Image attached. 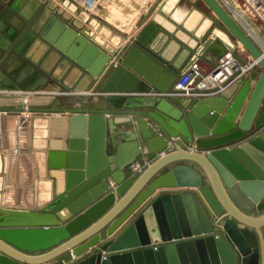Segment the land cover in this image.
<instances>
[{
    "label": "water",
    "instance_id": "water-1",
    "mask_svg": "<svg viewBox=\"0 0 264 264\" xmlns=\"http://www.w3.org/2000/svg\"><path fill=\"white\" fill-rule=\"evenodd\" d=\"M160 1L147 13L149 22L139 43L145 45L146 32L162 29L191 48V32L172 20L162 10L165 0ZM202 1L257 63L249 74L218 96L194 99L159 94L167 92L177 77L173 76L170 85H163L162 81L161 86L155 84L148 73L133 69L132 50L101 88L97 96L100 109H54L49 106L56 96L35 95L31 91L0 92V113L69 116L68 185L47 212L58 214L69 208L73 215L84 213L109 198L98 216L90 219V226L78 234L66 235V243L56 251L72 248L76 256L83 255L73 264H259L258 235L233 208L248 214L264 211V52L217 0ZM12 3L0 0V23L5 20L16 28L15 36L0 55V74L6 73L1 75L8 83L13 84L12 79L26 89L16 78L19 71L11 73L5 69L13 55L24 56L25 62L34 64L25 52L35 36L88 72L92 82L100 78L114 52L105 54L85 31H76L56 17L51 20L50 6L34 25L28 19L15 25ZM0 33L8 37L1 28ZM194 35L198 49L202 36ZM217 42L223 44L222 40ZM207 47L208 43L202 51ZM223 47L224 53H217L218 59L227 51L234 52L236 46ZM149 50L159 55L154 49ZM194 62L196 59H191L184 72ZM132 92L144 94L133 96ZM225 135H231L227 142H216ZM196 139L215 142L208 144L210 152L205 155L189 152L186 145ZM175 149L180 155L170 156ZM140 159L152 164L143 174H133L129 167ZM181 162L200 165L210 186H203L202 176L192 179L194 170L184 165L153 180L161 170ZM120 173L125 174L124 188L114 194L110 181L115 179L119 184ZM163 188L174 191L165 192ZM185 188L198 192L180 190ZM225 194L232 204L225 200ZM262 222L255 230L264 228V219ZM5 223L2 226L8 225ZM80 243L82 248L76 250L74 247ZM11 246L12 242L0 233V264L38 261Z\"/></svg>",
    "mask_w": 264,
    "mask_h": 264
},
{
    "label": "crops",
    "instance_id": "crops-1",
    "mask_svg": "<svg viewBox=\"0 0 264 264\" xmlns=\"http://www.w3.org/2000/svg\"><path fill=\"white\" fill-rule=\"evenodd\" d=\"M2 1L6 4L13 2L14 20L19 19V21H22L23 19H28L31 21L30 24L33 25L48 8V6L44 8L47 0ZM94 1L95 7L93 9L88 8L86 3H82L83 7L78 9L73 3L69 6L68 0H54L49 5L52 8V14L48 17H51V20L59 18L76 31H85L88 36H91V41L98 44L105 54L115 53L111 56V60L97 81L92 82L93 77L88 72L83 71L63 54L54 50L52 46L43 43L39 36L32 38L30 48L25 52V55L32 59L33 65L25 62L24 56L13 55L9 60L7 71L11 73L19 71V75H28L23 84L31 87L29 85L30 81L33 80L35 84L39 83L37 87H34L37 90L39 89V91H31L32 94L56 96L49 108H53L52 105L54 103L57 104L59 102L58 99L62 97L61 100L65 102L60 105L59 109H100L97 96L101 94V88L107 82L110 74L121 64L124 56L131 50L134 51L130 57L133 69L145 75L148 73V76L159 86L163 82L166 85H170L174 79L173 76L178 79L187 69L191 59H196L204 73L211 72L218 62L217 53H224L223 44L236 46L234 52L227 51V53L237 54L247 61L252 59L246 51L239 47L236 40L229 36L227 30L220 23L214 22V16L208 8L200 9L202 10L201 12L192 11L186 3H181L180 0H165L162 10L166 14H170L171 19L178 25H184L186 31L192 33V35L189 33V37L192 39V47L189 48L162 29L146 32L143 37L145 45L139 43L142 32L149 22V16H146L141 23L135 24V22L142 15L145 17L146 10L147 13L152 11V9L149 11L151 6L159 3L160 0H141L142 3L136 1V4L145 6V9L134 15H123V6L120 5L119 0L110 2V5H108L109 3L105 4V0ZM191 1L196 2L197 0ZM130 9V12H132V5ZM241 14L243 23L238 22V24L242 29L248 33L244 25L246 24L255 33L262 36L261 26L253 23V21L246 20V18H249L247 14ZM79 15L87 19L81 25L77 23ZM206 17L209 19L205 20ZM96 18H99L103 23ZM237 18H239V14ZM253 24L257 25L259 30ZM114 26L120 29L116 31L112 28ZM15 30L14 26H9L8 24L3 27V31L6 32L9 38L15 36ZM195 33L198 36H202L198 49L195 48L198 43L194 37ZM8 37L0 33V55L10 43ZM252 39L262 50V46L256 39L254 37ZM209 40L211 41L209 42ZM217 40H222L223 44H219ZM205 42L206 44L208 43V47L203 52L202 49L206 45ZM148 47L152 51L154 49L159 55L152 53ZM40 48L41 52H39ZM93 63L89 65V68L93 66ZM26 72L27 74H24ZM35 75H40L43 79L37 82ZM44 83L45 85H43ZM174 84L170 86L167 92L159 94L169 96L173 92ZM9 87V83L0 74V88L7 90ZM141 87L143 89V85ZM141 89L139 90L142 91ZM4 93L29 94V92L23 91H4ZM141 94L144 93H131L133 96ZM58 107L56 105L54 109ZM230 136L219 137L216 142H227ZM196 140L192 144L186 145L187 150L204 155L210 152V148L207 147L208 144L215 142L210 141L211 139ZM170 146L169 144V148ZM68 147V115L28 112L0 113V225L6 224V221L8 223L7 226H0V233L8 241L12 242L13 247H11L13 249L26 257L38 259L34 264H73L80 260L83 255L76 256L72 248L62 252L56 251L66 243V235L70 234L72 236L74 232L78 234L90 226V219L98 216L106 204L104 201L109 199L106 197L102 202L103 204H98V207L94 205L84 213L80 212L74 215L69 208L63 209L58 214L46 211L49 206L57 201V196L65 192L68 185ZM173 155H180V151L175 149L170 156ZM142 160L140 159L138 163H143L144 169L139 174H143L152 164L146 159H144L145 161ZM181 165L188 166L194 170L192 179L202 176L203 186H210V182H208L200 165L191 162L176 163L169 168H165L153 180L164 176L172 168ZM117 178L119 184L114 181L115 179L110 181V185L114 188V194H116L117 190L124 188L123 182L126 180L124 173H120ZM148 185L145 187L146 189L149 187ZM162 190L165 192L174 191L164 188ZM180 190H183V192H198L194 188ZM222 192L225 193L224 189H222ZM215 193L220 199L217 192ZM198 197L203 200L201 195ZM120 198L116 200H120ZM225 200H229L227 194H225ZM221 202L223 203L222 200ZM229 202L232 204L230 200ZM132 205L133 202L124 211ZM233 209L245 217L250 230L257 233L261 250L259 264H264V228L258 231L255 230V228H260L263 225L264 211L258 212L255 210L253 213L248 214L237 210L235 207ZM17 222L24 224L16 226ZM81 244L83 243L74 248L76 250L81 249Z\"/></svg>",
    "mask_w": 264,
    "mask_h": 264
},
{
    "label": "built area",
    "instance_id": "built-area-1",
    "mask_svg": "<svg viewBox=\"0 0 264 264\" xmlns=\"http://www.w3.org/2000/svg\"><path fill=\"white\" fill-rule=\"evenodd\" d=\"M90 9L95 7L94 0H86ZM222 7L237 22L243 23L242 14H247L255 21L260 23L262 36L246 26L248 36L262 46L264 52V0H219ZM246 10L248 13H246ZM239 14L236 18L234 14ZM253 40V39H252ZM254 41V40H253ZM257 63L251 59L247 61L245 58L228 52L218 59L215 68L211 72L204 73L200 64L194 62L186 72H184L175 82L173 92L169 96L186 97L194 99H202L208 96L218 95L231 84H233L241 76L249 73ZM133 174L140 173L144 169V164L134 163L129 167Z\"/></svg>",
    "mask_w": 264,
    "mask_h": 264
},
{
    "label": "rangeland",
    "instance_id": "rangeland-1",
    "mask_svg": "<svg viewBox=\"0 0 264 264\" xmlns=\"http://www.w3.org/2000/svg\"><path fill=\"white\" fill-rule=\"evenodd\" d=\"M112 1H116V0H105L104 2H105V4L107 3H109L108 5H110V2H112ZM120 1V5L121 6H123V8H122V10L124 11V13H126V14H128L129 12H130V6L131 5H135L136 4V1H138V3L139 2H141L142 3V1L141 0H119ZM155 1V0H154ZM181 1V3H186L187 5H188V8L190 9L191 8V10L192 11H194V10H197V11H202V10H200V9H202V8H205V9H207L208 7L206 6V4L204 3V1H202V0H197L196 2H192L191 0H180ZM54 2V0H47L46 1V6L44 7V8H46L47 6H49V5H51L52 3ZM68 4H69V6H71V3H73V5L74 6H76V8H81V7H83L82 6V0H68V2H67ZM117 3H119V2H117ZM86 4H87V1H86ZM136 5H138V4H136ZM109 7V6H108ZM43 8V9H44ZM208 10H210L209 8H208ZM212 12V11H211ZM246 13H248V11L246 10ZM187 14H189V13H187ZM186 14V15H187ZM213 14V13H212ZM213 16H214V22H216V23H220V21L217 19V17L213 14ZM248 17L250 18H246V20H248V21H253V23H255V24H257V25H259L260 26V23L259 22H257V21H255L254 20V18H251L249 15H248ZM145 18L146 17H144L143 15L141 16V18L139 19V20H137L136 22H135V24H137V23H141L142 21H144L145 20ZM96 19H98L99 21H100V19L99 18H96ZM104 21V20H103ZM100 22H102V21H100ZM103 23V22H102ZM105 23V22H104ZM106 25H107V23H105ZM134 24V25H135ZM255 24H253L258 30H259V28L257 27V25H255ZM112 28H114V30H119L117 27H112ZM8 55H10V54H8ZM7 55V56H8ZM9 57V56H8ZM8 57H7V59H8ZM6 59V60H7ZM5 68H6V66H5ZM4 68V69H5ZM5 70H7V69H5ZM1 74L2 75H4L5 76V72H1ZM10 77V76H9ZM11 81L13 82V84H11V83H9L10 84V88H16V89H14L15 91H23V92H28V91H39V89L37 90V88H31V89H28L29 87L28 86H26L27 84H25V87H26V89L22 86H19L17 83H15L12 79H11ZM10 90H12V89H10ZM9 90V91H10ZM14 90H12V91H14ZM61 98L62 97H60V99H58V103L56 104V103H54L53 105H52V107L54 108L56 105H57V109H59L61 106L60 105H63L64 104V102L65 101H62L61 100ZM77 98V97H76ZM61 103V104H60ZM56 109V108H55Z\"/></svg>",
    "mask_w": 264,
    "mask_h": 264
},
{
    "label": "bare ground",
    "instance_id": "bare-ground-1",
    "mask_svg": "<svg viewBox=\"0 0 264 264\" xmlns=\"http://www.w3.org/2000/svg\"><path fill=\"white\" fill-rule=\"evenodd\" d=\"M14 1V0H13ZM218 2H219V4L221 5V3H220V1L219 0H217ZM15 2V1H14ZM82 3H86V0H82ZM156 3V2H155ZM138 4V3H137ZM132 7H133V10H132V12H129L128 14H126V13H122L123 15L125 14V15H134V14H136V13H138V12H142L143 11V9H145V6H143V5H141V4H139V5H132ZM224 8V7H223ZM225 9V8H224ZM226 10V9H225ZM51 11V10H50ZM50 11H49V15H50ZM227 11V10H226ZM48 13V12H47ZM70 13H71V11H70ZM237 15L238 14H234V16L237 18ZM147 16V10H146V13H145V17ZM15 15H13L12 16V22L15 24V25H18V24H20V21H19V19H16V20H14L15 18ZM235 20V19H234ZM87 21V19H85V18H82L80 15L78 16V18H77V23L79 24V25H81V24H83L84 22H86ZM236 21V20H235ZM237 22V21H236ZM238 23V22H237ZM5 24L7 25V23L5 22V20H3L1 23H0V28H1V30L3 31V27L5 26ZM16 31V30H15ZM15 34H16V32H15ZM10 39H12V38H8V41H10ZM238 43V42H237ZM239 44V47L240 48H242V50H244V48H243V46L240 44V43H238ZM42 50H41V48H40V51L39 52H41ZM245 51V50H244ZM251 57V56H250ZM252 58V57H251ZM24 74H27V72L26 73H24ZM247 74H249V73H247ZM246 74V75H247ZM26 76H28V75H26ZM26 76H24V75H17L16 76V78H17V80H19L20 82H23L24 80H25V78H26ZM36 77H37V82H39V81H41L43 78L40 76V75H35ZM34 79V78H33ZM36 82V83H37ZM39 84V83H38ZM38 84H35L34 83V81L32 80V81H30V83H29V85L31 86V87H29V88H34V87H37V85ZM43 85H45V83L43 84ZM10 88V87H9ZM9 88H7V90H5V89H1L0 88V92L2 93V92H6V91H9ZM10 91H12V90H10ZM214 96V95H213Z\"/></svg>",
    "mask_w": 264,
    "mask_h": 264
}]
</instances>
